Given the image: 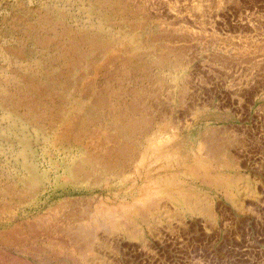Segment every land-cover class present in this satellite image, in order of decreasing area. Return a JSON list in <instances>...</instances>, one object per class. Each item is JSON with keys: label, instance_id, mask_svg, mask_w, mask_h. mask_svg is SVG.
Listing matches in <instances>:
<instances>
[{"label": "bare ground", "instance_id": "bare-ground-1", "mask_svg": "<svg viewBox=\"0 0 264 264\" xmlns=\"http://www.w3.org/2000/svg\"><path fill=\"white\" fill-rule=\"evenodd\" d=\"M30 5L9 2L11 14L0 21V247L26 264H46L48 241L54 239L46 241L38 226L55 217L65 220L62 228L72 248L89 262L98 229L109 233L120 224L136 235L131 211L144 218L161 197L156 201L153 192L145 193L144 202L124 211L105 204L103 197L95 204L91 197L70 195L125 186L135 181L131 167L148 163L155 170L162 168V159L180 160L162 141V126L155 125L146 101L161 100L158 92L166 78H177L181 62L160 45L150 49L137 35L145 22L139 19L141 7L129 0H38ZM203 143L206 157L200 159L213 161L224 154L221 143L206 137ZM53 196L65 197L43 211ZM186 201L193 212H211L206 204ZM26 206L35 210L13 211Z\"/></svg>", "mask_w": 264, "mask_h": 264}, {"label": "rangeland", "instance_id": "rangeland-1", "mask_svg": "<svg viewBox=\"0 0 264 264\" xmlns=\"http://www.w3.org/2000/svg\"><path fill=\"white\" fill-rule=\"evenodd\" d=\"M29 1L31 7L38 2ZM129 1L141 7L139 19L146 23L137 35L146 39L150 49L160 45L174 61L181 62L177 78H166L158 92L161 100L146 101V105L152 103L147 110L156 117L155 125L162 126V141L171 144V155L180 160L162 159L157 171L148 163L131 167L129 175L135 181L116 190L98 188L89 195H70L91 197L95 204L103 197L105 204L124 211L144 202L145 193L161 198L144 218L131 211L134 236L120 224L109 233L98 229L96 244L87 252L89 262L82 261L72 248L70 236L62 228L65 220H40V226L36 224L39 232L46 241L55 240L48 241L46 264H264V0ZM0 2L1 21L11 12L8 5L13 0ZM205 137L221 143L224 154L213 161L200 159L206 157L202 150ZM122 187L126 191L120 192ZM185 195L197 205L206 204L211 212H193L187 208ZM63 197L53 196L43 211ZM23 210L35 209H13ZM58 240L61 246H57ZM12 257L0 247V264H26Z\"/></svg>", "mask_w": 264, "mask_h": 264}]
</instances>
